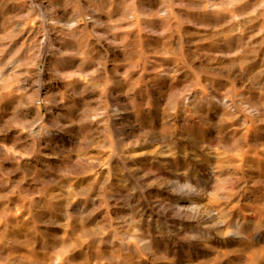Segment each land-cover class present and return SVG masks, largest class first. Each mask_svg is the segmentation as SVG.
Masks as SVG:
<instances>
[{
  "label": "rangeland",
  "instance_id": "obj_1",
  "mask_svg": "<svg viewBox=\"0 0 264 264\" xmlns=\"http://www.w3.org/2000/svg\"><path fill=\"white\" fill-rule=\"evenodd\" d=\"M0 264H264V0H0Z\"/></svg>",
  "mask_w": 264,
  "mask_h": 264
}]
</instances>
